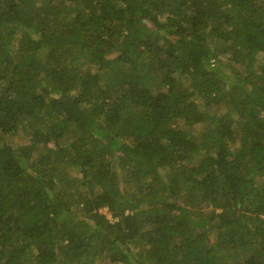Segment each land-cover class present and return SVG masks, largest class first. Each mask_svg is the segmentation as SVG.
I'll list each match as a JSON object with an SVG mask.
<instances>
[{
	"label": "trees",
	"instance_id": "obj_1",
	"mask_svg": "<svg viewBox=\"0 0 264 264\" xmlns=\"http://www.w3.org/2000/svg\"><path fill=\"white\" fill-rule=\"evenodd\" d=\"M0 264H264V0H0Z\"/></svg>",
	"mask_w": 264,
	"mask_h": 264
},
{
	"label": "rangeland",
	"instance_id": "obj_2",
	"mask_svg": "<svg viewBox=\"0 0 264 264\" xmlns=\"http://www.w3.org/2000/svg\"><path fill=\"white\" fill-rule=\"evenodd\" d=\"M100 212L104 214L108 219H111L110 214L106 211V209H102Z\"/></svg>",
	"mask_w": 264,
	"mask_h": 264
}]
</instances>
